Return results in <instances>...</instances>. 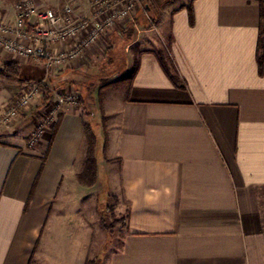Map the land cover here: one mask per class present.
Here are the masks:
<instances>
[{"label":"crops","instance_id":"0c3cea01","mask_svg":"<svg viewBox=\"0 0 264 264\" xmlns=\"http://www.w3.org/2000/svg\"><path fill=\"white\" fill-rule=\"evenodd\" d=\"M36 1L56 11L71 6L77 17H90L88 0ZM8 11L13 21V7ZM164 14L161 22L169 19L171 42L165 62L183 88L170 80L157 54L141 51L126 65L125 73L131 63L137 65L131 86L107 99V90L102 92L107 148L104 156L102 145L101 156L106 166L117 165L111 181L117 205L127 214L122 248L103 264H264V67L259 73L256 61L260 4L191 0L165 8ZM131 24L126 50L135 44ZM127 27L104 38L123 41ZM97 50L88 52L84 64L57 70L47 83L81 72ZM6 63H16L20 75H0V110L25 82L45 78L41 64L0 50V66ZM82 109L65 107L33 148L27 142L43 107L30 108L4 133L0 264H84L93 258L94 234L101 236L100 225L95 230L93 225L99 162L96 184H80L86 154Z\"/></svg>","mask_w":264,"mask_h":264},{"label":"built area","instance_id":"2783aa9c","mask_svg":"<svg viewBox=\"0 0 264 264\" xmlns=\"http://www.w3.org/2000/svg\"><path fill=\"white\" fill-rule=\"evenodd\" d=\"M138 0H88L89 18H79L71 6L56 11L41 7L36 0H19L14 6L13 21L0 18V50L20 60L41 64L45 78L66 65L87 61L88 52L107 37L110 31H120L131 13L138 8ZM60 44L64 46L60 47ZM39 83L24 86L15 99L0 110V126H11L20 120L41 96ZM43 107L41 121L28 139L33 148L52 131L58 115L65 107L80 105L76 91L52 92ZM51 95V96H52Z\"/></svg>","mask_w":264,"mask_h":264},{"label":"rangeland","instance_id":"374dc122","mask_svg":"<svg viewBox=\"0 0 264 264\" xmlns=\"http://www.w3.org/2000/svg\"><path fill=\"white\" fill-rule=\"evenodd\" d=\"M138 8H136L130 15V18L126 20L124 27L131 24L135 25L136 35L133 38L135 44L130 47L123 48L127 46L125 36L123 39L114 42L106 40V38L100 41V45L96 46L95 49H98L97 57L92 61L91 65L77 72L76 75L71 76L66 81L61 82L59 79L53 81V88L51 82L47 83L48 77L44 78V86L51 89L52 92H70L76 91L79 93L84 100V105H82L83 116L86 124H88L93 133L97 138L96 145V159L99 162V171H98V185L93 190L94 200H93V213L95 220L93 221L94 230L100 225L101 233L100 237H97L94 234V245L92 249V254L94 260H97L98 263L103 264L105 259L110 256L113 252H117L122 248V236L126 232V212L125 207H119L118 198L115 197L116 191L115 186L111 181V177L117 173V165L106 166L103 162L101 156L102 149V132H101V121L102 118L106 123V116L103 109L102 101V111L99 108V102L97 99V93L99 87L105 83H112L118 81L124 77V75H129L132 69L133 60L136 58L137 54L141 51H153L155 54L160 56L164 61L168 60V50L170 48V28H169V19L165 22H161L162 17L166 18L164 13L165 8L169 10L174 8H179L183 3L187 5L191 0H138ZM7 5L2 6L0 3V18L4 21L9 22V11L8 8L13 7L16 4L12 3L10 0H5ZM264 2V0H263ZM145 5H149L151 11L150 13L145 10ZM63 7H61L62 9ZM264 9V6H263ZM264 12V11H263ZM163 15V16H162ZM135 17V18H134ZM168 18V17H167ZM154 19V20H153ZM133 20V21H132ZM132 25V24H131ZM133 25V26H134ZM123 27V28H124ZM128 26L127 28H129ZM132 27V26H131ZM122 28V29H123ZM126 28V29H127ZM125 29V30H126ZM124 30V31H125ZM113 34L114 31H110V34ZM98 47V48H97ZM114 53V54H113ZM113 60V61H112ZM129 61H132L128 72L125 73L126 65ZM111 62V63H110ZM168 62V61H167ZM110 63V64H108ZM108 64V65H107ZM57 72V71H56ZM55 72V73H56ZM37 77V76H36ZM42 81V75L38 78L25 82L24 86L39 83ZM127 86L126 82L120 83L112 88L106 89L107 91L104 94V97L107 99L110 96H119L123 94L122 87ZM90 87H93V97L91 98ZM22 88V89H23ZM125 91V90H124ZM18 96V95H17ZM41 96L38 100L32 104L31 109H39L41 107ZM80 106V105H79ZM41 115L38 118L37 125H39L42 114L44 110H41ZM22 118V117H21ZM19 120H16L11 126H0V141L4 140V133L11 127H13ZM34 128V130L36 129ZM33 130V132H34ZM32 132V133H33ZM31 133V134H32ZM50 133V132H49ZM31 136V135H30ZM35 147V146H34ZM264 210V203H263ZM264 213V211H263ZM264 216V214H263ZM98 219V220H97ZM97 220V221H96Z\"/></svg>","mask_w":264,"mask_h":264},{"label":"trees","instance_id":"16d2710c","mask_svg":"<svg viewBox=\"0 0 264 264\" xmlns=\"http://www.w3.org/2000/svg\"><path fill=\"white\" fill-rule=\"evenodd\" d=\"M141 1V0H140ZM260 4V28H259V37H258V44H257V54H256V61L258 64V70L259 73H262L263 67H264V2L263 0H257ZM145 10L150 13L151 9L149 5H145ZM188 13H189V20L190 24L193 23V16H192V10L191 7H188ZM154 20V19H153ZM134 33L133 27H129L125 32L126 41L129 44L132 40V34ZM160 64L162 65V68L164 72L168 75L170 80L179 88H183V86H179V78L175 74L174 70L172 69V66L165 62L160 56H159ZM168 64V65H167ZM137 72V65L134 66L129 75H124V77L118 81L112 82V83H105L102 84L99 87L98 93H97V99L99 102V108L100 111H102V92L108 88H112L116 85L123 82H126L127 87L129 88L131 86L132 79L134 75ZM0 75L9 77V78H18L20 75V69L16 63H6L0 66ZM91 91V98L93 97L92 91L93 87H90ZM52 95V90L47 88L46 86H41V107H45ZM80 105H84V100L82 97L80 98ZM101 128H102V136H103V153L105 156L106 148H107V131H106V123L105 120L102 118L101 121ZM84 136H85V142H86V154L85 158L82 162V171L77 176L78 181L80 184H83L85 186L91 187L96 184L97 181V159H96V145H97V138L95 134L93 133L91 127L88 124H85L84 127ZM84 264H100L97 260L94 259H87Z\"/></svg>","mask_w":264,"mask_h":264}]
</instances>
